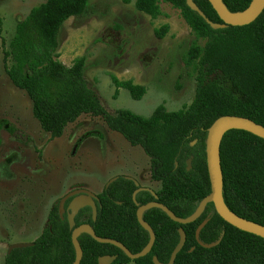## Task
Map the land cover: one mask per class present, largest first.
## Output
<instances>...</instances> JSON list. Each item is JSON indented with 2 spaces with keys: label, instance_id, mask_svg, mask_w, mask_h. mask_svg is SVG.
<instances>
[{
  "label": "trees",
  "instance_id": "obj_1",
  "mask_svg": "<svg viewBox=\"0 0 264 264\" xmlns=\"http://www.w3.org/2000/svg\"><path fill=\"white\" fill-rule=\"evenodd\" d=\"M232 14L243 13L253 0H222ZM90 0H45L17 22L13 37L2 41L3 63L13 86L29 97L33 117L51 138H59L70 124L84 115L101 118L108 128L133 147L142 148L150 159V179L160 184L155 198L149 192L137 196L136 182L119 176L98 195V215L90 207L76 218L77 226L89 225L102 239L122 243L133 254L149 244L150 234L139 223L138 209L152 202L169 208L177 217L188 219L211 193L206 144L209 129L224 116L250 119L264 127V10L251 25L213 30L186 0H136L138 11L152 19L162 15L161 3L181 11L195 35L184 55V64L196 78L192 104L178 112L159 106L149 118L120 109L109 112L85 77L86 57L71 67L59 61L60 34L69 19L87 13ZM200 10L215 24H223L208 0H199ZM3 23L0 18V27ZM168 25L155 31L164 38ZM1 31V30H0ZM117 89L127 90L140 101L146 89L132 81L112 77ZM20 143H28L19 131L10 129ZM188 161L191 168L188 169ZM224 177L223 199L238 217L264 226V139L243 130H231L221 145ZM58 203L48 215L41 235L29 248L6 255L5 264H74L77 252L73 231L59 214ZM156 235L149 255L130 260L119 248L100 244L89 234L78 241L83 250L81 264H98L99 258L117 256L114 264H154L157 257L168 264L180 241L183 228L187 241L175 264H264V239L242 232L224 221L209 204L202 216L188 224L173 222L161 209L143 215ZM205 245L196 239L199 226ZM233 246L235 247L233 249Z\"/></svg>",
  "mask_w": 264,
  "mask_h": 264
},
{
  "label": "rangeland",
  "instance_id": "obj_2",
  "mask_svg": "<svg viewBox=\"0 0 264 264\" xmlns=\"http://www.w3.org/2000/svg\"><path fill=\"white\" fill-rule=\"evenodd\" d=\"M44 2L0 0V264L11 245L41 235L50 211L70 192L99 195L119 176L160 190L150 179V159L142 148L131 146L104 120L84 115L53 139L33 117L29 97L11 83L2 41L9 42L17 22ZM160 7L162 15L152 19L137 10L136 0H90L85 15L62 27L59 61L71 67L86 57V80L109 112L125 109L149 118L161 105L178 112L194 101L196 78L183 59L195 35L179 9L167 3ZM165 25L168 34L157 38L155 31ZM113 76L144 87L143 99L117 89ZM10 129L29 144L17 142Z\"/></svg>",
  "mask_w": 264,
  "mask_h": 264
},
{
  "label": "water",
  "instance_id": "obj_3",
  "mask_svg": "<svg viewBox=\"0 0 264 264\" xmlns=\"http://www.w3.org/2000/svg\"><path fill=\"white\" fill-rule=\"evenodd\" d=\"M208 1L212 6L213 10L217 13L220 20L223 22V24H215L211 22L209 19H207L205 14L199 9V7L194 3L193 0H187V6L192 11L198 13L199 16H201L213 30H222L227 28L228 26H233V27L249 26L253 24L260 17V15L264 10V0H253L251 5L246 11L238 14L230 13L222 0H208ZM231 130H243L261 139H264V127L255 123L250 119L238 117V116H224L219 120H217L209 129L207 144H206L207 167H208V173L211 184V193L202 201L195 214L188 219H181L177 217L169 208L157 202H152L145 206L140 207L137 212L138 221L140 225L150 234L149 244L144 248V250L141 253L133 254L122 243L116 240L99 238L89 225L77 226L76 217L85 208L90 207L92 209L93 219L94 220L97 219L98 198L93 193L85 190H77L71 192L69 195L63 198L59 203V214L63 219L64 214L68 211L67 220L70 229L73 231L72 240L77 252V257L74 264H81L83 258V250L79 244L78 239L82 234L85 233L91 235L93 239L100 244H108L119 248L132 261L138 260L140 258L149 255L155 245L156 235L154 230L151 228V226L144 221L143 215L146 211L153 208L161 209L163 212L167 214V216L173 222L177 224L188 225L198 220L204 213L207 206L209 204H213L217 214L224 221L229 223L231 226L242 232L264 239V226L255 224L253 222L238 217L228 209L223 199L224 177H223V171L221 165V145L225 134ZM190 168H191V161H188V169ZM114 181L115 179L111 180L108 185H110ZM136 185L138 186L139 184L136 183ZM143 190L144 189H139L134 193L133 199L135 202L138 193ZM153 194L155 198H157L155 193ZM70 198H72V200L68 208L66 209V203ZM206 224L207 223L204 222L199 226V228L196 231V239L202 247L213 248L214 246H216V244L205 245L200 241V234L202 230L205 228ZM86 230H88V232H85ZM179 235H180V241L176 246L175 250L173 251L168 264H175L177 256L184 249L186 245L187 237L183 228L179 229ZM32 246H33V242L16 243L9 247L8 254H11L16 249L29 248ZM116 261H117V256H104L99 258L98 264H114ZM153 262L154 264H162L157 257L153 258Z\"/></svg>",
  "mask_w": 264,
  "mask_h": 264
},
{
  "label": "flooded vegetation",
  "instance_id": "obj_4",
  "mask_svg": "<svg viewBox=\"0 0 264 264\" xmlns=\"http://www.w3.org/2000/svg\"><path fill=\"white\" fill-rule=\"evenodd\" d=\"M193 1H194V3L200 8V6H199L200 4L198 3L199 0H193ZM208 2H209V1H208ZM186 4H187V0H186ZM180 12H181V11H180ZM16 141L19 142L18 140H16ZM21 144H22V143H21ZM125 177H126V176H125ZM116 178H117V177H116ZM116 178H114V179H116ZM126 178L129 179L130 177H126ZM130 180H133V181H135L136 183H138V182H137L135 179H133V178H130ZM108 184H109V183H108ZM108 184H107L105 187H109ZM138 184H139V183H138ZM136 186H137V185H136ZM105 187H104V188H105ZM137 187H138V190H139V189H144L143 191L139 192L138 195H139L140 193H142V192H149V193H151L153 196H154L153 193H155V195H156V192H157V191H153V190L148 189V188H142V187L140 186V184H139ZM76 191H77V190H76ZM85 191H86V190H85ZM101 192H102V191H101ZM70 193H71V192H70ZM70 193H69V194H70ZM69 194H67V195H69ZM67 195H66V196H67ZM133 195H134V194H133ZM138 195H137V196H138ZM66 196H65V197H66ZM95 196H97V198H98V195H95ZM65 197H64V198H65ZM154 197H155V196H154ZM62 199H63V198H62ZM62 199H61V200H62ZM98 199H99V198H98ZM61 200L59 201V203L61 202ZM71 200H72V198H70V199L67 201V203H66V209L68 208V206H69ZM133 200H134V199H133ZM97 202H98V201H97ZM134 202H135V201H134ZM15 203H16V202H15ZM59 203H58V205H59ZM135 204H137V197H136V202H135ZM58 208H59V206H58ZM67 215H68V211L64 214V218H63L62 220H64L65 217H66V219H67ZM76 218H77V217H76ZM67 221H68V220H67ZM206 223H207V222H206ZM206 225H207V224H206ZM42 231H43V230H42ZM33 232H34V231H33ZM26 233H30V231H27ZM220 242H221V240H219V241L216 243V245L219 244ZM234 248H235V247L233 246V249H234ZM235 264H238V263H235ZM241 264H248V263H245V262H244V263H241Z\"/></svg>",
  "mask_w": 264,
  "mask_h": 264
},
{
  "label": "bare ground",
  "instance_id": "obj_5",
  "mask_svg": "<svg viewBox=\"0 0 264 264\" xmlns=\"http://www.w3.org/2000/svg\"><path fill=\"white\" fill-rule=\"evenodd\" d=\"M85 232H88V230H86Z\"/></svg>",
  "mask_w": 264,
  "mask_h": 264
}]
</instances>
